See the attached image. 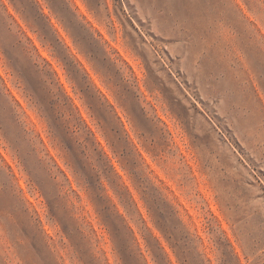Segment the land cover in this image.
Returning a JSON list of instances; mask_svg holds the SVG:
<instances>
[{
  "label": "rangeland",
  "instance_id": "374dc122",
  "mask_svg": "<svg viewBox=\"0 0 264 264\" xmlns=\"http://www.w3.org/2000/svg\"><path fill=\"white\" fill-rule=\"evenodd\" d=\"M261 65L264 0H0V264H264Z\"/></svg>",
  "mask_w": 264,
  "mask_h": 264
},
{
  "label": "snow or ice",
  "instance_id": "6c2138e0",
  "mask_svg": "<svg viewBox=\"0 0 264 264\" xmlns=\"http://www.w3.org/2000/svg\"><path fill=\"white\" fill-rule=\"evenodd\" d=\"M53 39L55 40V36L54 35H53ZM57 44H58V41H57ZM57 50H58V52H61V54L63 55L62 47L58 46ZM70 68H71V65H70ZM261 78L264 79V65H261ZM3 127L5 129L6 134L11 136V130H10L9 125H7V123H4ZM160 264H168V261L164 257H161L160 258Z\"/></svg>",
  "mask_w": 264,
  "mask_h": 264
}]
</instances>
